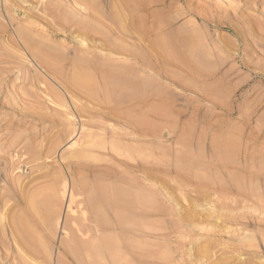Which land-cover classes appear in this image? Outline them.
I'll list each match as a JSON object with an SVG mask.
<instances>
[{
	"label": "rangeland",
	"instance_id": "obj_1",
	"mask_svg": "<svg viewBox=\"0 0 264 264\" xmlns=\"http://www.w3.org/2000/svg\"><path fill=\"white\" fill-rule=\"evenodd\" d=\"M13 1L9 8L39 14L13 19L0 0L7 30L0 37V264H74L62 242L73 223L70 194L79 179H93L73 164L77 151L154 153L161 194L157 215L146 221L159 225L161 264H264V0H110L108 9L106 0H91L95 18L82 24L97 38L78 43L74 28L54 27L40 0ZM48 1L58 5L56 16L70 14L61 0ZM31 23L57 33L34 57L11 42ZM99 51L108 62L95 58ZM123 77L132 81L133 106L114 100L120 95L110 85ZM79 80L92 97L75 89ZM76 105L113 112L117 121L96 118L105 127L82 131L90 121ZM126 119L141 125L135 142L110 128ZM30 180L22 197L36 200L39 211L30 231L16 232L10 222L24 207L13 192Z\"/></svg>",
	"mask_w": 264,
	"mask_h": 264
},
{
	"label": "bare ground",
	"instance_id": "obj_2",
	"mask_svg": "<svg viewBox=\"0 0 264 264\" xmlns=\"http://www.w3.org/2000/svg\"><path fill=\"white\" fill-rule=\"evenodd\" d=\"M9 1L11 0H5V3L7 4ZM14 1H16L17 3H22L23 1H24L23 3L27 2V0L26 1L14 0ZM31 2L33 1L31 0ZM39 4L41 5L40 6L41 11L44 15L53 17L54 27L68 24V26L71 29L74 28L73 34L72 36H70V38L74 43H78L80 39L86 40L89 37L92 39L97 38V36L95 37V35L88 32L87 27L82 24L83 17L85 18L87 16L94 17L91 14H93V12L96 11V7L92 4L91 0H61L59 3L61 8L63 7L71 8L70 14L63 15L64 18L63 17L60 18L55 15V10L59 8L58 5H55V7L52 9L51 8L52 4L48 0H40ZM109 4H110V0H106L105 7L107 9L109 7ZM8 5L9 4H7L6 6L7 16H10L13 19L15 18L17 19V17H24L25 19L37 18L36 15L38 16L39 14V13L36 14V12L34 11H32L31 14L26 12L27 10H29L25 8L26 5L23 7L25 8L26 11H23L22 7L19 6L20 4L18 6H12L11 8H9ZM0 15L2 16L1 13ZM41 17L43 18V16ZM103 17L109 20L110 19L109 12H107V15ZM80 25L82 27H80ZM10 26L11 27L13 26V22L10 24ZM6 34H7V30H5V27H0V37L4 38L6 37ZM56 34L57 33L54 30L53 31L45 30L44 28H41L38 25L32 23L27 25L24 24L21 28L16 30L15 42L11 40L10 41L12 43L15 44L17 43L20 46H22V49L27 56H33L32 54H34L35 56L37 55V53L42 55L46 53L48 47V46L46 47V44L43 42V40L53 39L54 37L57 36ZM98 36L100 37V35ZM32 41H35V44H32L31 43ZM34 48H37L36 50L37 53L34 52ZM102 51L103 50H101V52ZM6 52L7 51H5L4 53ZM101 55L99 51V54L95 55V58L103 62H108V61H104L105 60L104 58L107 57V54H101ZM135 58L139 64L142 63V59L140 58L139 55H136ZM3 66L4 65H2V67ZM138 71H140V69L137 68L136 72ZM131 85H132V81H130L126 77H123L121 79L119 78L118 81L110 85V88L112 90H116L120 95L118 99H114L116 103L118 104L131 103L132 106L135 105L134 103L135 101H137V99L131 98V95L127 93V89ZM74 87L77 91L84 93L88 97H92L88 85L85 81L82 80L77 81L74 84ZM2 96L3 93L2 90H0V100ZM106 104L109 105L108 102H106ZM76 108L79 114L84 113L86 114L87 117H89L88 121L90 122H84L86 123L85 125L82 124V131L89 129V127L87 126H91L94 128L105 127V124H98V126H96L97 125L96 123H98L99 121L96 120V118L101 119L99 123H102V120H108V119L109 120L113 119V121L115 120V122L117 121L114 117H112L114 116L113 112L111 116L110 114L107 113L101 114L100 112L91 111L89 109L81 110L77 105L75 106V109ZM128 117L130 118V116H127V119ZM127 119H126V123L125 121L124 122L120 121L117 124L111 125L110 128L115 133L117 139L121 138L122 141L131 140L135 142L139 138L138 132L140 131L139 130L140 128H138V126L141 125L137 124L138 121L134 122L132 119H129L128 121ZM130 120H132L133 122H131ZM120 128L125 129V131L122 133L119 132ZM110 133L114 134L112 132ZM92 135L89 134V136ZM90 142L91 145L90 144L88 145L87 147L88 150H91V148L94 147V145H92L93 142L92 141ZM16 144H17L16 142H12L10 145V149L13 148ZM102 147L104 148V145ZM96 152L104 154L105 156L111 159L105 162L96 160L94 159L96 158V156L94 157L93 155L94 158H92V154ZM127 152L129 153V151H106V152L77 151L75 153L74 152L72 153L73 154L72 158L75 159L73 161V164L87 171L86 177L91 176V179L93 178L92 181L79 179V181H77L76 184L74 185V188L73 189L71 188L73 191L72 192L70 191L71 197L68 208L73 212V216H72L73 223L70 228V233H68L69 235L66 236V239H64V241L62 242L65 248L64 251L67 259L74 264H161L162 262L159 252L160 238L162 237V235H160L161 233L157 228L159 225H154L156 223L150 225L146 221L148 217L156 216L158 211V201H159V196L161 194V189L158 185L157 172H158V164H160V162L158 163L159 160H156L157 158H153L152 161L149 160V157L154 155L152 151H138L139 153L145 154L144 158L141 157L142 155H139L137 153L135 156H130V155L127 156L128 155ZM7 154L8 153H6V155ZM156 154L158 153H156L155 151V155ZM156 156H159V154ZM18 159H21L20 156ZM19 168L22 169L23 167L21 166ZM129 172L135 173L136 177L138 178L136 179L138 181L128 178L129 174L127 175V173ZM94 173L96 174L94 175ZM110 180L113 181L108 182ZM31 181L32 180L26 182L24 185L22 184V182L21 184L18 183L17 187L13 192L14 193L13 198L16 202V206L23 205L24 207L21 213L18 212L17 214L15 212L16 215L13 217V219L10 222V225L12 227L15 226L16 232H18L17 230L21 231L22 229L26 231H30L31 225L34 220V214L38 213L39 211L40 205H38L36 200L31 198V196L28 199L26 198L27 200H23L22 197L24 196L22 194V191L25 190L26 188L28 189V187H31L29 186L31 185L30 184ZM19 185L21 187H19ZM121 185H124L126 187ZM23 215H25L29 219H24ZM64 225H65L64 227L67 228V224Z\"/></svg>",
	"mask_w": 264,
	"mask_h": 264
}]
</instances>
